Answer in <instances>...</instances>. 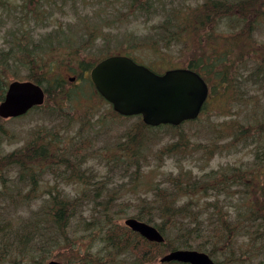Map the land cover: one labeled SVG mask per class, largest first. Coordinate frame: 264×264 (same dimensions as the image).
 Masks as SVG:
<instances>
[{"label": "trees", "instance_id": "obj_1", "mask_svg": "<svg viewBox=\"0 0 264 264\" xmlns=\"http://www.w3.org/2000/svg\"><path fill=\"white\" fill-rule=\"evenodd\" d=\"M74 1L0 0V31L5 30L6 39H11L8 48L0 51V102L9 76L32 81L46 93L44 104L25 115L38 113L42 121L29 141L0 154V264H43L54 246L67 250L75 264H126L121 259L125 254L133 256L134 264H151L157 259L158 264H183L159 263L166 251L177 249L205 252L218 264H264V44L258 50L253 37L264 0H198L196 5L185 0H126L129 14L151 15L160 11L158 7L163 12L166 8L167 16L154 34L157 43L180 44L189 53L188 68L203 76L210 95L234 91L239 106L232 119L219 124L210 135L205 125L198 126L197 134L187 133V128L197 127L201 115L178 127L155 128L146 126L138 116L115 140H110L106 124L68 113L69 108L76 109L82 92L80 87L67 91L64 74L91 70L110 55L136 60L131 52L94 54L92 44L101 37L99 26H113L119 14L95 24L81 19L89 31L84 41L75 38L73 29L60 25L40 34L38 40L28 34L37 27L48 28L55 11L74 6ZM183 12L193 21L186 24ZM221 21L226 32H207L209 27L218 28ZM198 31L200 42L195 40ZM138 47L129 45L125 50ZM90 89L101 97L93 83ZM108 105L111 120L131 118L118 115ZM89 114H93L91 109ZM97 127L101 133L92 134ZM201 132L207 138L199 143L194 136ZM163 136L171 141L165 151L160 150L157 165L163 153L205 166L217 154L247 151L251 156L247 162L200 173L181 168L157 182L150 195L119 201V188L138 181L143 169L155 166L145 151L140 153L142 145L147 140L149 148L155 137ZM99 140L102 145L97 144ZM89 159L97 160L106 172L97 174L87 164ZM63 186H79V195L67 198ZM39 195L48 196L47 205L34 210ZM131 206L136 210L132 217L155 226L164 243L149 242L112 222L113 208L122 209L121 213ZM196 208L199 212L192 211ZM97 212L104 213L106 222L91 221ZM79 217L87 220L84 226L90 235L102 234L103 247L96 253L90 247L77 248L72 224ZM76 237L78 241V231Z\"/></svg>", "mask_w": 264, "mask_h": 264}, {"label": "rangeland", "instance_id": "obj_2", "mask_svg": "<svg viewBox=\"0 0 264 264\" xmlns=\"http://www.w3.org/2000/svg\"><path fill=\"white\" fill-rule=\"evenodd\" d=\"M13 2H20V0H12ZM126 0H119L115 3H109L111 0H75L74 6L66 7L60 12H56L53 18L49 21L50 26L48 28H34L28 32L29 36H32L33 40H38L40 34L46 33L49 30H55V28L60 25V28L67 29L71 28L74 30V36L77 40L82 39L86 33H89L88 30L84 29L83 21H91L94 24L105 18H110L113 14H119L120 19L114 22L113 26L107 27L100 25V34L101 37L98 40H95L92 44L94 54L102 57L112 51L114 52H131V54L136 58L139 63L145 64L152 68V70L157 73H163L165 70L171 68H185L188 67V57L189 53L182 48L180 44L171 43V44H158L154 38L156 34V29H160L162 19L167 16L166 8L162 11L161 8L156 14H145L141 12H134V14L127 13V7L124 5ZM163 1V0H161ZM172 1V0H171ZM186 3L196 5L198 0H185ZM48 4L45 2L44 8H47ZM264 2L261 3L260 8L263 9ZM190 9V7H188ZM187 7L185 8V10ZM186 15V12H183ZM185 23L188 24L192 22L193 19L188 15L184 16ZM33 26V25H32ZM31 26L29 25L28 28ZM185 27V26H184ZM183 27V28H184ZM182 28V29H183ZM207 28V27H206ZM214 29L216 33L226 32L227 26L224 22H220L219 27L217 25L215 28L209 27L207 32H210ZM7 31V30H6ZM199 33V31H198ZM6 32L3 30L0 31V51L6 50L8 48V43L11 42L10 37L6 39ZM137 36V37H136ZM255 40L254 47L260 50L264 44V9L261 11L259 19H255V30L253 33ZM197 42H200L201 37L195 39ZM103 43L107 46L104 47ZM131 46H140L132 51L129 49ZM23 74V70H19ZM78 73L74 75L72 73L64 74V77L68 84L66 85V90L71 91L77 87L81 88L82 96L78 97L75 102V108H69L68 113L72 114H81L89 116L92 122L104 123L106 124L109 130L110 140H115L121 137L124 134V130L131 126L135 121H138L137 118H127V119H116L111 120V116L107 117L110 114V107L106 100H103L101 97H97L90 93V85L92 81L90 78V70L84 71L82 69L77 70ZM75 78L74 81H70V78ZM15 80L11 76L7 78V81L10 83ZM253 94V92L251 91ZM237 93L234 91H228L222 95L211 94L203 111L201 118L198 123L195 125L197 127L187 128V133L190 136L191 134H197L198 126H208L209 130L206 131L207 135H210L214 132L219 124H223L232 119L235 109L239 106V102L236 99ZM92 111V115L89 114V111ZM112 109V106H111ZM113 111V109H112ZM236 113V112H235ZM107 118V119H106ZM41 119L38 113H31L22 118L16 119H7L3 120L0 123V154L4 155L10 153L29 141L31 134L39 127ZM101 133V130L97 127L93 130L92 134ZM179 134V133H178ZM173 137V136H172ZM197 138L200 143L203 138V132L199 136H194ZM173 138H178L174 136ZM170 138L163 136L161 138L155 137L153 144L147 147V140L142 145L141 152L149 156L148 160L151 162L152 166L150 168L143 169V173H139L138 181H130L128 184H125L124 187L119 188L117 191V197H121L119 201L127 199H135L136 197L151 194L152 187L157 183L163 180V178L168 174L175 175L178 170L184 168L185 170H193L194 173H200L202 171L210 170L212 168L218 169L220 167L229 165V164H240L242 162H247L250 159L251 154L247 151L240 153H231V154H217L209 165H203L201 162L195 161L193 163L189 162L188 159L178 161L176 155H171L168 153L161 154L162 162L156 164L157 156L160 155V150L165 151L166 146L170 142ZM97 144L102 145L103 141H97ZM171 144V143H170ZM195 157H199V153L195 154ZM87 164H91L97 174L103 175L106 172V169L98 164V161L95 159H89ZM126 175V174H124ZM130 174L126 176L129 177ZM118 179V177H115ZM65 192L64 194L67 198L73 199L78 196V191L80 190L79 186L74 188V186H63ZM39 199H35L32 207L35 209L44 208L47 205L46 195H39ZM151 197V196H149ZM187 200V198H183ZM104 201V199H102ZM180 207L179 205H177ZM122 209L113 208L114 212V222L120 226H125V220L128 217L133 216L134 207L131 206L128 210L118 211ZM192 211L199 212V209H193ZM28 216V214H26ZM92 222H106V218L103 212H97L96 216L91 219ZM82 222V223H81ZM84 222H87L84 218H78L76 222H73L74 227V236L75 243L77 248L85 250L86 248H92L91 252H97L100 248L103 247L102 243V234L95 232L90 235L87 232V227L84 226ZM112 227L115 228V225ZM76 231L80 236L77 241ZM77 250V249H76ZM132 250V249H131ZM133 251V250H132ZM83 252V251H82ZM135 252V251H134ZM168 253V251H166ZM165 252V253H166ZM121 259L126 262V264H134V258L131 254H125L121 256ZM51 260H58L64 264H75L70 253L64 248L56 247L52 249L51 253L46 257L43 264H47ZM151 264H158L157 262Z\"/></svg>", "mask_w": 264, "mask_h": 264}, {"label": "water", "instance_id": "obj_3", "mask_svg": "<svg viewBox=\"0 0 264 264\" xmlns=\"http://www.w3.org/2000/svg\"><path fill=\"white\" fill-rule=\"evenodd\" d=\"M97 92L119 115L141 116L149 127L179 126L199 117L209 96L202 76L189 68L170 69L157 74L131 57L113 55L102 59L90 71ZM74 81L75 78H70ZM44 89L28 80H13L0 103V118L26 115L45 101ZM125 226L149 242L164 243L162 233L153 225L129 217ZM217 264L207 253L177 249L164 254L160 263ZM47 264H63L51 260Z\"/></svg>", "mask_w": 264, "mask_h": 264}, {"label": "bare ground", "instance_id": "obj_4", "mask_svg": "<svg viewBox=\"0 0 264 264\" xmlns=\"http://www.w3.org/2000/svg\"><path fill=\"white\" fill-rule=\"evenodd\" d=\"M207 83V82H206ZM208 85V84H207ZM209 87V86H208ZM209 89H210V87H209ZM217 263V262H216ZM218 264V263H217Z\"/></svg>", "mask_w": 264, "mask_h": 264}]
</instances>
